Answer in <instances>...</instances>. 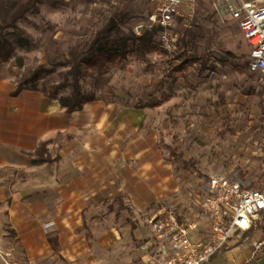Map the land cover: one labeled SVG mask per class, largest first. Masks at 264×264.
Segmentation results:
<instances>
[{"label": "rangeland", "instance_id": "rangeland-1", "mask_svg": "<svg viewBox=\"0 0 264 264\" xmlns=\"http://www.w3.org/2000/svg\"><path fill=\"white\" fill-rule=\"evenodd\" d=\"M8 1L24 0H0V7ZM194 3L190 22L175 19L170 49L160 45L150 26L147 0H41L36 11L29 9L17 22L32 46L14 47L9 59L0 64V79L14 78L20 90H33L24 88L21 81L39 66L50 70L37 79L38 88L71 77L68 66L59 65V60L68 49L76 48L104 23L112 21L116 11L124 14L122 31L134 34V27L142 24L141 33L145 29L153 31L152 40L157 45L156 49L129 52L125 60L102 71L82 66L77 74L82 88L95 98L83 104L84 115H73L72 120L78 124L88 122L79 127L77 136H69L71 141H144L150 145V160L158 163L146 171L156 194L151 201H144V209L135 211L134 197L118 193L111 202L115 210H108L109 201L101 204L104 216L98 225L67 226L57 219L44 227L45 233L40 227L50 242L55 241L52 246L67 247L73 252L74 245L82 252L73 262L152 264L149 255L153 239L147 219L159 208L169 205L187 222L188 204L202 215L200 201L212 174L237 177L248 188L264 186V73L249 71L252 48L226 3ZM5 32L9 36L12 29ZM47 57H53L54 62L47 63ZM175 65L181 67L172 73ZM16 89L14 93L20 91ZM164 94L170 97L158 106L137 107ZM61 139V135L53 134L38 142L48 140L46 154L50 161L32 163L38 144L32 152L21 155L25 166L19 169L18 177L22 182L29 181L30 172L61 169ZM110 150L115 156L123 147L115 145ZM12 169L0 167V186L10 180ZM16 198L0 192V250L11 261L24 264V249L18 244L20 238L9 217V207L18 202ZM17 210L21 213L18 207ZM54 213L49 210L50 215ZM70 236L74 243H69Z\"/></svg>", "mask_w": 264, "mask_h": 264}, {"label": "crops", "instance_id": "crops-1", "mask_svg": "<svg viewBox=\"0 0 264 264\" xmlns=\"http://www.w3.org/2000/svg\"><path fill=\"white\" fill-rule=\"evenodd\" d=\"M15 89L14 78L0 79V167L13 168L10 180L0 186V192L18 197V202L9 207V217L11 227L18 232V244L24 249V264H78L73 261L82 256L81 251L74 245L73 252L67 247L52 246L55 241L50 242L40 227L45 233L44 227L57 219L67 226L98 225L104 216L101 204L109 201L111 211V202H115L118 193H125L130 199L134 197L135 211L144 209V201H151L156 194L146 171L158 162L150 160V145L144 141L97 138L71 141L69 136H77L79 127L87 126L88 122L82 119L84 125H81L72 117L78 113L84 115L86 108L65 114L56 99L38 90L23 89L14 93ZM53 134L62 136L58 160L61 169L30 172L29 181L22 182L18 177L19 169L25 166L21 155L32 152L40 140L49 139ZM115 145L123 150L114 156L110 148ZM155 182L158 184L157 179ZM188 208L187 219L196 225L190 233L191 239H204L209 233L208 219L190 204ZM50 209L56 213L50 215ZM238 237L231 238V246L219 252L213 264H239L249 256L248 244L236 242ZM68 239H72L70 244L74 243L73 237ZM239 251L246 254L240 255ZM263 262L250 260L247 264Z\"/></svg>", "mask_w": 264, "mask_h": 264}, {"label": "built area", "instance_id": "built-area-1", "mask_svg": "<svg viewBox=\"0 0 264 264\" xmlns=\"http://www.w3.org/2000/svg\"><path fill=\"white\" fill-rule=\"evenodd\" d=\"M224 1L231 17L251 46L248 69L264 73V0ZM150 26L157 27V39L165 49H170V30L176 18L190 22L194 16V0H147ZM187 24V23H186ZM142 24L133 32L141 35ZM208 219L209 233L201 240H192L194 223L181 220L169 205H164L147 219L153 239L150 252L152 264H213V258L229 248L231 238L246 242L250 260L264 261V186L248 188L237 177L212 174L204 187L200 203ZM0 264H19L11 261L0 250Z\"/></svg>", "mask_w": 264, "mask_h": 264}, {"label": "trees", "instance_id": "trees-1", "mask_svg": "<svg viewBox=\"0 0 264 264\" xmlns=\"http://www.w3.org/2000/svg\"><path fill=\"white\" fill-rule=\"evenodd\" d=\"M40 1L24 0L21 3L8 1L0 7V64L9 59L15 46L22 48L32 46L29 38L18 28L17 22L25 16L26 11L29 9L32 8L33 11H36ZM123 17L124 14L119 13V11L114 12L111 16L112 21L104 23L98 30L89 35L84 42L77 44L76 48L67 50V55L63 56L58 63L61 66H68L71 77H65L56 84H43L41 88H38L37 79L50 70L44 66H39L21 81L23 85H26L24 88L39 90L44 96L56 99L65 114L80 110L84 103L94 100V94L86 92L79 83L77 74L82 66L96 67L99 71H102L111 64L125 60L129 52L157 48L152 40L151 33L153 31L157 33V27L153 26V31L145 29L141 35L136 36L132 32L122 31L120 24L125 22ZM8 29H12L9 36L5 32ZM111 33L116 34L115 37L111 36ZM46 62L51 64L54 62V58L47 57ZM180 67L181 65L173 66L171 72L179 70ZM19 90L20 87L16 89V91ZM169 97V94H164L160 99H153L137 107H155L169 99ZM47 143L48 140H44L38 144L31 159L32 163L51 160L46 154Z\"/></svg>", "mask_w": 264, "mask_h": 264}]
</instances>
